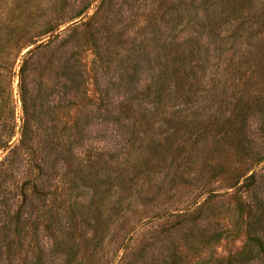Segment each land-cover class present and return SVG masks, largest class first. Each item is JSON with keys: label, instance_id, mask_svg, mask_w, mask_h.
Wrapping results in <instances>:
<instances>
[{"label": "rangeland", "instance_id": "374dc122", "mask_svg": "<svg viewBox=\"0 0 264 264\" xmlns=\"http://www.w3.org/2000/svg\"><path fill=\"white\" fill-rule=\"evenodd\" d=\"M0 264H264V0H0Z\"/></svg>", "mask_w": 264, "mask_h": 264}, {"label": "trees", "instance_id": "16d2710c", "mask_svg": "<svg viewBox=\"0 0 264 264\" xmlns=\"http://www.w3.org/2000/svg\"><path fill=\"white\" fill-rule=\"evenodd\" d=\"M28 54L31 55V52H28ZM24 132H25V121H24L23 126H22V128H21V133H22V135H24Z\"/></svg>", "mask_w": 264, "mask_h": 264}]
</instances>
